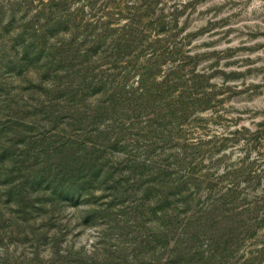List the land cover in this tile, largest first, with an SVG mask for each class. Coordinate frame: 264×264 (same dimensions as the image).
<instances>
[{
  "label": "rangeland",
  "instance_id": "1",
  "mask_svg": "<svg viewBox=\"0 0 264 264\" xmlns=\"http://www.w3.org/2000/svg\"><path fill=\"white\" fill-rule=\"evenodd\" d=\"M47 1L0 0V120L14 119L13 125L0 130V264H264V0H146L141 4V0H112L124 2L122 8L142 9L156 3V14L141 24L153 23L155 29L164 25L165 44L179 50L177 62L162 66L157 81L175 67L174 72L189 79L183 90L197 101L195 108H189L186 122L181 121L186 123L183 126L157 106L150 111H157L156 127L160 125L163 133L147 135L146 140L136 131L127 135L139 139L129 141L136 153L141 146L145 150L149 141L157 143V149L144 153L154 160L173 163L171 154L182 153L192 168L185 170L200 175L198 182L191 183L206 189L202 199L211 194L206 200L213 206L198 236L182 239L191 251L199 245L198 255L170 259L173 240L167 245L159 240L160 224L148 204L150 194L141 193L153 179L150 169L138 166L122 172L99 165L109 168L110 161L117 165L114 162L124 157L107 154L115 136L106 127L107 116L96 125L89 114L94 103L88 96H77V104L69 105L81 106L86 115H80L68 110L65 96L45 93L49 82L31 79L24 73L25 65L15 68L16 34L9 31L24 24H45ZM93 1L70 0L66 8L72 11L83 5L79 16L87 19L90 11L84 6ZM94 8L98 10L99 2ZM62 13L55 12L53 18ZM119 13L109 17L115 27L128 25L134 11L123 8ZM133 80L129 81L132 87L137 84ZM128 97L135 111L129 116L139 115L144 125L150 112L147 101ZM140 106L146 112H139ZM117 115L123 119L121 111ZM68 142L72 147L64 150L62 143ZM175 143H180L178 151ZM127 144L121 141L118 147ZM3 146L9 151L1 158ZM100 154L104 159L93 162L92 156ZM99 171L113 173V181H96ZM35 175L40 178L34 181ZM118 180L116 199L104 190L90 194L92 186L103 189ZM82 182L85 188L77 199L54 191ZM121 201L126 203L120 205ZM85 211L95 217L86 220ZM165 228L171 231L170 224Z\"/></svg>",
  "mask_w": 264,
  "mask_h": 264
},
{
  "label": "trees",
  "instance_id": "2",
  "mask_svg": "<svg viewBox=\"0 0 264 264\" xmlns=\"http://www.w3.org/2000/svg\"><path fill=\"white\" fill-rule=\"evenodd\" d=\"M69 1L48 0L44 4L46 10L48 9V16H46V13L44 14L45 24L41 27L24 24L21 27L10 29L11 34H16L13 46L14 52H16L14 57L16 60L15 68L23 69L25 65L28 70L24 73L28 74L31 79L39 78L40 82H45V80L49 82L50 87H46L45 93L54 91L62 99L65 96L68 101V110H76L75 112L80 115H86L85 111L80 110L81 106H72L73 109L70 106L77 104V101H75L77 96H80V98L83 96V99L88 96L91 100L90 103H94V108H91L92 111L89 114L96 125L102 117L107 116L106 127L112 134H115L112 141L114 145L109 147L110 151L107 154L112 156L123 155L124 157L114 162L118 166L113 165L111 161L109 168L99 163L101 169L118 168L122 169V172L137 169L138 166L142 169H150L149 176L153 179L147 183L143 190L141 189V193L143 195L150 194L148 204H152V213L160 224L156 231L159 232V240H165L163 242L166 245L169 243V239L173 240L168 259L183 256V254L194 257L199 253V245L191 251V248L188 249V247L182 245V239L185 237L187 241V239L192 240L198 236L196 232H198L199 226L202 225L205 214L213 206L207 201L211 198V194L205 196L203 200L204 195L202 194L206 189H201L198 184L191 183L198 182L200 175L185 170L192 168L190 162L185 161L184 155L177 152L180 143H175L177 153H172L170 156L171 158L174 157L175 161L166 163L165 161L161 162L160 159L154 160L153 157L149 158L144 155V153H151L152 150L157 149V143L149 141L145 150L141 146L142 151L136 153L132 148L134 147L137 151L136 146H132L129 141H139V139L130 137L127 139V135L134 131H136L137 137H142L145 140L147 135L163 133V130L159 127L160 125L156 127L158 124L155 122L158 120L157 111H150L157 106L167 112L169 117L177 120L176 124L179 123L180 126L186 124L181 121L186 122L190 116L189 108H195L194 104L197 102L194 96H191V93H189V96L183 90V86L189 79L184 78L185 75L183 74H177V71L174 72L175 67H173L166 75H162L160 82L157 81V78L161 77L162 66L166 65L167 62H172V64L177 62L176 54L179 50L173 51L170 43L165 44V38H162L166 32L163 28L164 25H160L162 29H155V27H152L153 23L149 25L141 24L144 20L150 19L156 14L155 2L154 7H150L147 3L144 7H141L142 9L137 6L124 5L123 8L129 11L133 10L134 14L131 16L128 25L115 27L109 17L114 13L120 14L124 2L94 0L93 3L84 6L85 8L88 7L90 11L88 18L84 19L83 15L79 16L83 13V5L73 8L71 11L70 8H66L69 4L71 5ZM97 2H99L98 10L94 8ZM144 2L146 0H141L140 4ZM61 10H63L62 15L53 18L55 12ZM14 15L12 13L10 16V23L14 21ZM160 17L163 18V16ZM53 19L55 20L54 23L52 22ZM71 19L75 20V23L72 24ZM161 43L165 45H160ZM182 68L181 65L179 69ZM59 74L62 75L59 76ZM63 74H66V78ZM70 76L76 77L77 81L66 80ZM61 78L65 79L61 81ZM134 78H136V81L133 80ZM132 80V84L137 83L134 87L129 84V81ZM180 80H184L185 83L180 85ZM177 81L178 85H175ZM30 82L32 83L33 80ZM178 86H180V89H178ZM193 94L198 95V93ZM130 95L134 98L132 101H138V99L147 101V108L150 112H148L149 117L146 118L144 125L141 122L142 119H139V115L129 116V113H135L134 109L129 107L130 97L128 96ZM160 103L163 104V107L159 106ZM201 110L198 109V112H201ZM120 111L123 114V119L117 115ZM139 112L146 111L140 106ZM165 118L167 117H164L165 122L169 121H166ZM13 121L14 119L9 117L5 121L0 120V124H3L0 130H5L9 124L13 125ZM169 124L173 123L169 122ZM164 130L168 134L165 126ZM140 134L141 136H138ZM183 139L184 143H187L184 137ZM24 140L21 141L26 142ZM176 140L179 141V139ZM121 141L128 142L124 149L118 147V143ZM68 143L65 145L62 143L64 150L72 147L70 144L73 143ZM185 146L186 144L182 147ZM126 147L130 148L129 151ZM8 148L5 146L1 148V158L8 153ZM101 154L92 156V161L99 162L102 158L104 159ZM102 172L106 171H99V174L95 175L96 181L100 180V183L113 181V173L107 172L106 175L110 178H106V175ZM92 176L93 174L89 177ZM38 178L40 176L35 175L34 181ZM89 181L95 183L92 180ZM84 182L81 186L76 185L66 190L59 191L58 189L57 191L55 189L54 191L77 199L81 196L82 188H85ZM116 184H120V181L103 189L99 187L94 189L92 186L90 194H93V190H104L110 192L111 199H116L115 192H118L116 190L119 188ZM47 188L49 189L51 186ZM207 191L211 193L212 189ZM228 194H231L230 190H227ZM125 203L126 201H121L120 205ZM109 206H112V204H109ZM91 213L92 211L84 212L86 220L95 217ZM168 224L171 226V231H169L171 238L168 237L169 232L165 228ZM172 235L177 237L173 239Z\"/></svg>",
  "mask_w": 264,
  "mask_h": 264
}]
</instances>
